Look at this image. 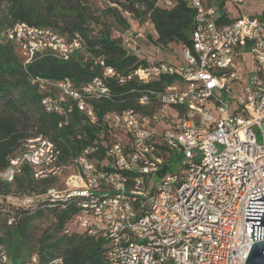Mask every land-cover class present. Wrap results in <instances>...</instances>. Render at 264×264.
<instances>
[{"label":"built area","instance_id":"1","mask_svg":"<svg viewBox=\"0 0 264 264\" xmlns=\"http://www.w3.org/2000/svg\"><path fill=\"white\" fill-rule=\"evenodd\" d=\"M184 2L193 27L191 45H180L179 64L158 60L163 48L129 27L117 36L144 60L133 70L120 74L96 58L102 77L79 88L68 78L32 79L43 92V110L63 115L66 123L74 106L96 120L87 98L108 94L105 78L141 84L174 78L162 91L139 96L138 102L146 104L155 94L159 104L152 117H140L133 109L103 116L101 130L110 137L107 168L94 156L97 145L81 149L66 164L54 143L38 135L23 141L0 171V179L11 182L23 164H30L36 167L34 178H58L59 185L43 194L22 195L10 203L32 208L45 200L73 202L78 211L64 233L78 225L102 238L105 264H244L252 243L262 239L250 238L245 209L249 198L264 197V19L241 15L220 23L216 0ZM157 4L171 8L174 0ZM0 42L11 44L24 65L46 53L67 60L81 49L78 36L68 40L50 27L23 21L5 26ZM218 91L228 101L216 96ZM175 160L180 168L152 185L151 177ZM0 264L65 263L59 256L41 261L37 255L14 263L0 246Z\"/></svg>","mask_w":264,"mask_h":264},{"label":"trees","instance_id":"2","mask_svg":"<svg viewBox=\"0 0 264 264\" xmlns=\"http://www.w3.org/2000/svg\"><path fill=\"white\" fill-rule=\"evenodd\" d=\"M106 1L105 7L96 12L79 0L68 10L60 7L56 0L44 8L34 5L30 0H11L4 20L0 19V31L13 22L23 21L35 26L50 27L68 40L78 36L81 49L75 50L67 60L46 53L24 65L11 44L0 42V171L8 165L9 157L20 151L23 141L38 135L54 143L60 150V161L66 164L81 149L97 145L98 151L94 156L99 164L107 168L105 163L109 162V158L105 150L110 137L101 130L103 116L108 112L127 109H133L140 117L149 118L155 114L159 104L155 94L149 96L146 104L138 102L139 96L146 90L162 91L165 85L174 80L172 77H162L149 84H141L134 79L119 83L116 78H105L108 94L87 98V104L96 117L93 122L75 106L67 112L66 123L63 115L46 113L41 106L43 92L32 79L68 78L79 88L94 77H102V67L95 63L96 58H101L105 65L113 67L120 74L144 63V60L124 47L119 36L111 35L112 22L118 28L117 34L130 27L123 12L139 20L147 16L157 34L153 42L163 49L173 43L191 45L193 18L184 0H174L171 8L159 6L157 0ZM216 2L220 10L219 22H231L234 18H230L224 10L225 1ZM51 16L56 18L51 20ZM257 16L264 19V9ZM106 17L111 18L112 22L107 21ZM162 154L168 159L172 155L164 151ZM169 167L164 165L160 173ZM35 170V166L23 164L11 182L0 179V246L4 248L9 260L21 263L37 255L41 261L59 256L65 264H105L106 249L102 238L89 236L82 230L64 233L78 211L73 202L61 204L45 200L32 208H20L6 202V197L13 194V186L21 190L22 195H26L43 194L57 184L58 178L54 176L34 178ZM45 213L50 214L54 220L51 228L39 238L38 250L31 253L27 244L29 223Z\"/></svg>","mask_w":264,"mask_h":264},{"label":"rangeland","instance_id":"3","mask_svg":"<svg viewBox=\"0 0 264 264\" xmlns=\"http://www.w3.org/2000/svg\"><path fill=\"white\" fill-rule=\"evenodd\" d=\"M34 5L38 7H47L48 3L52 0H30ZM58 1L60 7L63 9L68 10L70 7H73L77 4V0H56ZM90 6L94 11L99 12L103 9L107 3L106 0H79ZM224 10H226L228 16L230 18H236L241 15H258L264 9V0H224ZM227 2V6L226 5ZM11 3V0H0V19L4 20L5 14L8 12V7ZM49 8V7H48ZM228 10V11H227ZM123 15L129 22V26L132 28L140 29L143 34L146 36L147 41L150 43L154 38H156L157 34L154 30L152 23L148 20L147 16L139 20L134 18L133 16L123 12ZM51 20L55 19V16L50 17ZM106 20L112 22L111 18L106 17ZM111 35L112 37L117 35V26L114 22L111 23ZM158 60H163L167 62H171L174 64H179L182 61V54H181V46L173 43L167 49H162L160 54L157 56ZM231 95V94H230ZM216 96L221 98L223 101H228L226 94L223 92H216ZM234 106L231 105V108ZM162 127L160 125L156 126V131L160 132ZM124 135L120 134L119 139L124 140ZM181 166L180 160H175V163L169 167L161 175H154L151 177V184L154 185L157 179L168 175L170 172H176ZM59 185V184H57ZM12 195L6 197V202L12 204L10 202H14L15 198L20 197L22 195V191L16 189L15 186L12 187ZM27 193V192H24ZM8 198H10L8 200ZM53 217L50 214H43L41 216L35 217L28 226L27 232V244L29 251L34 253L38 250L39 247V238L43 235L44 231L51 228V223L53 222ZM72 230L80 231L81 228L78 225H70ZM24 255L25 253L22 252Z\"/></svg>","mask_w":264,"mask_h":264},{"label":"water","instance_id":"4","mask_svg":"<svg viewBox=\"0 0 264 264\" xmlns=\"http://www.w3.org/2000/svg\"><path fill=\"white\" fill-rule=\"evenodd\" d=\"M245 221H250V238L262 239L252 243L244 264H264V197L262 195L248 199Z\"/></svg>","mask_w":264,"mask_h":264},{"label":"crops","instance_id":"5","mask_svg":"<svg viewBox=\"0 0 264 264\" xmlns=\"http://www.w3.org/2000/svg\"><path fill=\"white\" fill-rule=\"evenodd\" d=\"M225 6H227V2H226V5ZM228 11V10H227Z\"/></svg>","mask_w":264,"mask_h":264}]
</instances>
